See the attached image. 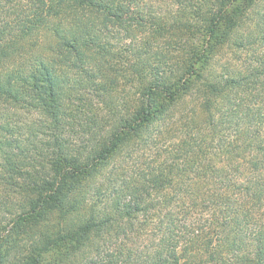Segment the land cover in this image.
I'll return each mask as SVG.
<instances>
[{
	"label": "trees",
	"instance_id": "1",
	"mask_svg": "<svg viewBox=\"0 0 264 264\" xmlns=\"http://www.w3.org/2000/svg\"><path fill=\"white\" fill-rule=\"evenodd\" d=\"M0 264H264V0H0Z\"/></svg>",
	"mask_w": 264,
	"mask_h": 264
},
{
	"label": "rangeland",
	"instance_id": "2",
	"mask_svg": "<svg viewBox=\"0 0 264 264\" xmlns=\"http://www.w3.org/2000/svg\"><path fill=\"white\" fill-rule=\"evenodd\" d=\"M159 146H161V145H159ZM142 154H143V152L139 153V156H140L139 158H141V157H142Z\"/></svg>",
	"mask_w": 264,
	"mask_h": 264
}]
</instances>
